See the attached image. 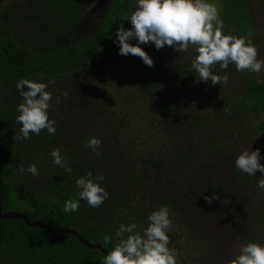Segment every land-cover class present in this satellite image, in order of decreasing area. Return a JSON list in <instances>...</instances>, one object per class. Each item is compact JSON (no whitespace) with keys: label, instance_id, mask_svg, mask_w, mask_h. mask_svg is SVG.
I'll return each mask as SVG.
<instances>
[{"label":"trees","instance_id":"trees-1","mask_svg":"<svg viewBox=\"0 0 264 264\" xmlns=\"http://www.w3.org/2000/svg\"><path fill=\"white\" fill-rule=\"evenodd\" d=\"M80 1L1 0L2 210L22 212L32 221L52 226L58 233L69 227L88 241L104 247V236L112 235V242L105 247L111 250L117 242L115 232L121 223L134 222L137 230H141L147 226L150 212L163 205L176 214L174 225L185 223L186 218L179 213L184 210L187 214L191 205L167 198L168 175L161 159H157V146L148 150L150 155L143 159L139 158V153L131 155L126 152V148L138 145L135 143L137 138L130 139L124 134L135 115L128 110L134 92L129 91L116 99L112 86L104 85L110 96L101 104L96 97L99 93L94 91L97 88H90L93 92L87 96L86 105L78 106L76 110L81 117L77 128L84 127L83 133L77 135L75 131H70L72 127L61 118L62 114L52 110L56 93L61 95L53 88V83L48 90L53 93L50 118L57 121L56 133L49 135L43 130L40 135L31 134L27 140L14 138L20 136L21 125L16 121V107L22 100L16 82L21 78L43 82L67 80L71 87H75L77 77L87 67L93 66L96 61L105 62L108 52L117 53L115 46L118 44L114 43L116 30L121 24L129 28L130 21L123 17L130 15L136 6V0H113L98 28L95 22L91 23L92 35L87 36L78 32L84 21V14L79 9ZM212 2L218 8L221 6L219 0ZM222 9L227 13V20L235 25H230L224 32L239 36L251 34L253 38L248 0H225ZM191 74L187 65L175 70L170 68L163 74H156L157 84L172 88L179 98L190 93ZM175 79L176 85L172 87ZM244 80L247 88L242 93L241 107L230 104V113L243 114L251 108L264 117V80L258 82L253 72L245 75ZM168 108L174 113L173 106ZM175 116L181 118L178 113ZM174 124L178 123L172 122ZM258 129L264 131V123L260 122ZM93 136L102 140L98 153L87 147V141ZM56 148L61 149L67 158L73 170L71 174L53 163L50 153ZM33 163L37 165L38 175L19 171V166L27 168ZM89 172L93 179L103 175L102 186L109 192V197L98 208L89 207L86 201H81L78 211L65 213L64 202L76 198L78 193L75 179ZM204 178L211 190L219 188L217 179L205 175ZM159 194L164 197L159 199ZM145 196H149L146 202ZM104 256L99 250L89 249L72 234L57 240L46 229L31 228L22 220L10 218L0 221V264H103Z\"/></svg>","mask_w":264,"mask_h":264},{"label":"rangeland","instance_id":"rangeland-1","mask_svg":"<svg viewBox=\"0 0 264 264\" xmlns=\"http://www.w3.org/2000/svg\"><path fill=\"white\" fill-rule=\"evenodd\" d=\"M248 2L252 12L254 11L255 13L253 28L258 30L264 37V4L261 0H248ZM89 3H91V0H84L81 8L88 10L90 8ZM2 8L3 3L0 0V9ZM101 11V9L97 10V12ZM87 12H90L95 17V20L89 16L80 24L79 29L83 34L90 32L91 23L97 19L95 10ZM165 47L157 49L152 54L148 52V49L145 50L154 62L152 67H148L138 56H130L131 54L127 56L120 55L118 45L115 46L117 53L114 52L113 55L107 56L105 62H97L93 66L87 67L83 74L77 77L78 83H76L75 87H71L67 80L54 82L53 88L57 89L61 95L56 93V97H60V102L56 103L55 98L52 110L62 114L61 118L72 127L70 131H75L77 135H81L84 127L82 129L77 128L81 122V117L76 114V110L78 106L86 105L87 96L93 92L90 88H97L94 91L99 93L96 97L101 100V104L106 102V99L110 96L104 85L112 86V93L116 99H119L122 95H127L129 91L134 92L133 102L129 103L128 110L133 111L135 115L131 118V125L127 128L128 130L125 129V132L128 138H137L135 143L138 145H132L130 148L133 150L143 146V149L151 151L153 147H158V159H161V163L168 175L166 193L175 194V199L186 205L195 202L196 200L192 197L190 190L198 188L185 181H178L183 177L186 181L190 180L194 171L199 170L198 168L200 167L205 169L203 172L206 173V176H211L219 181V188L211 197L221 202L223 201L229 207V210L231 208L232 215L226 213L220 218L218 217L220 208L212 211L206 207L203 208L202 212L204 215L210 218V222L207 223L210 234H207L204 229L200 232L196 231V238L192 242V244L195 243V246H184L185 252H189V257H192L193 254L202 256L204 251H206L205 248L212 247L213 238L215 239L218 236L217 233L222 231L224 226L231 233L236 234L240 229V225L245 223L251 211L250 207L256 203L257 199H264V190L257 187L258 181L264 179V176H262L264 174L257 170L254 176H251L252 180L249 181V184H246V187H240L238 178L234 174V169L236 168L234 161L244 150L259 149L261 153L260 162L264 164V131L258 130V121L248 113L246 115L248 119L245 117L246 121H236V123L226 121L227 124L224 125L221 120L214 128L213 121H211L202 129L194 130L193 136L191 134L186 136L182 121L187 125V121L189 117H193L192 113L195 109L199 110L204 107V104H202L203 100L199 95L192 101L190 100L192 96L186 97L185 95L178 98L172 92V88L156 85L155 77L157 73L163 74L167 72L166 70L170 66L176 67L182 64L185 56L189 60L192 57L190 56L191 53L193 54L191 60H193L194 52L189 50V54L186 55L184 54L185 52L176 51L174 46H168L167 49ZM191 48L190 46L189 49ZM162 50L163 52L168 50V53L161 55L159 51ZM260 59L264 60V57L260 56ZM262 69L264 70V67ZM245 74L246 72L239 73L237 76L227 74L229 80L226 84L225 92L235 96V91L245 85ZM258 76L262 77L263 74L260 73ZM146 83L154 86L152 87L154 90L149 91L144 88ZM196 85H199L198 81H196ZM65 91L68 93L67 97L63 96ZM168 106H173L172 111L174 110V113L171 112ZM177 113L181 118L175 116ZM172 122H177L178 124L172 128ZM177 126L181 129L174 131ZM140 135H142L141 141ZM211 137H215L214 144L210 142ZM191 166L194 168L193 172ZM189 172H192V174L188 176ZM206 191L213 192V190L208 188H206ZM231 216L233 217L229 219ZM214 221L216 223L211 225V222ZM185 230L181 240H190L188 237L194 233H191L189 225L186 226ZM204 241L206 242L201 243ZM230 241L231 239L229 243ZM201 244L205 245L201 246Z\"/></svg>","mask_w":264,"mask_h":264},{"label":"clouds","instance_id":"clouds-1","mask_svg":"<svg viewBox=\"0 0 264 264\" xmlns=\"http://www.w3.org/2000/svg\"><path fill=\"white\" fill-rule=\"evenodd\" d=\"M123 19L130 21L131 27L121 24L116 30L114 43L118 44L120 55H133L141 58L143 63L152 67V57L141 47L152 43L156 49L174 46L175 50L184 53L192 47L196 53L191 62L192 70L199 80L213 85L227 84L229 76L219 75L214 68L227 69L235 65L238 72L249 71L260 73L264 60L258 58V49L251 34L239 36L223 31L220 10L212 0H136L134 11ZM135 40L136 43H132ZM54 81L47 82L21 78L16 82V89L22 97L16 107V121L21 125L18 139H30L31 134L40 135L46 130L49 135L57 131V121L50 118L53 93L48 89ZM65 91L63 96L67 97ZM60 97H56V103ZM102 143L99 137H90L87 147L98 153ZM53 163L64 168L68 174L72 168L61 149L50 153ZM259 149L244 150L234 161L235 167L243 174L254 176L259 170L264 174ZM21 173L38 175L35 163L27 168L19 166ZM264 176V175H262ZM103 175L92 178L89 172L75 179L78 189L76 198L64 202L63 211L73 213L79 210L80 202L86 201L92 208H98L109 197V192L102 186ZM257 187L264 190V179L258 181ZM214 197H205L211 203ZM167 205L154 209L147 216V226L137 230L136 223H121L115 232L116 243L103 258V264H178L179 253L170 247V234L173 231V217ZM113 240L112 235L103 238L107 247ZM230 264H264V243L248 241L239 244Z\"/></svg>","mask_w":264,"mask_h":264},{"label":"flooded vegetation","instance_id":"flooded-vegetation-1","mask_svg":"<svg viewBox=\"0 0 264 264\" xmlns=\"http://www.w3.org/2000/svg\"><path fill=\"white\" fill-rule=\"evenodd\" d=\"M221 2V6L219 7L220 10V17L223 21V31L227 28H229L230 25L235 26L234 24H231L228 20H227V13H225V9H222V5L225 2V0H219ZM262 3L264 4V0H261ZM84 0H81L79 2V9L81 10V13L84 14V20L91 16L94 20L95 17L90 13L87 12L89 10H95L97 13V19L95 22L96 27L102 22L103 18L108 14V10L110 8V6L113 4V0H91L90 4V8H88V10L81 8V5L83 4ZM98 5V6H97ZM133 7V4H132ZM250 7V5H249ZM98 9H101V12H97ZM251 10V28H252V34L255 36H253L252 40L255 44V46L258 49V58L260 59V56L263 58L264 57V37L259 33L258 30H255L253 28V19L255 16L254 11L252 12V9L250 7ZM134 11V10H133ZM105 12V13H104ZM102 13H104L103 15H101ZM132 13V12H131ZM232 21V20H230ZM129 28L131 27V23L128 26ZM98 28V27H97ZM78 32L80 34H83L80 32V29L78 30ZM92 32L90 31L87 36H91ZM132 43H136L135 40L132 41ZM142 48H144V50L148 49L149 53L152 54L154 53V51H156L157 49L155 48L154 44H152L151 42L148 44H143L141 45ZM146 47V48H145ZM169 47H173V46H169ZM168 46L165 47V49H167ZM161 49V48H160ZM192 52V48L189 49ZM188 50V51H189ZM185 52L184 54H189V52ZM160 54L162 55L163 53H168V50H165L163 52L159 51ZM194 52V51H193ZM261 52H263V54L261 55ZM158 53V52H157ZM114 52H108L106 53V57L109 55H113ZM196 53L194 52V58H195ZM133 56V55H130ZM190 56H192L189 60L187 58V56H185V60L182 64H180L179 66H170V68H172V70L175 69H180V67L187 65L188 66V71L191 72L192 74L190 75V80H189V87H190V93H187L186 97L188 96H192V98H190V100L192 101L193 99H195L198 95L200 96V98L203 100L202 104H204V107L202 109H195V113L193 112V117H189V120L187 121V125L185 123H183V119L182 124H184L185 126V131L184 134L187 136L188 134L190 135H194V130H198V129H202L206 124L211 123L213 124V128L215 125H217L221 120H222V124H227L228 121L230 122H234L236 123V121L238 122H242V121H246L245 117L246 115L251 114V116L253 118H255L258 121V125L259 123H264V117L262 115H258L256 113H254L252 111V109H248L246 110L243 114L239 113V114H233L230 113V104L234 103V104H239V107H241V100H242V93L246 90V84L243 86V88L241 89H237L235 91V96H233V94H227L225 92L226 89V84H220V85H213L211 83V81L208 82H204L199 80V76L197 73H195L192 70L191 67V62H192V58H193V54L191 53ZM98 61H96L97 63ZM132 63V62H131ZM130 64V62H129ZM131 65V64H130ZM129 65V66H130ZM126 66V64H125ZM169 68V69H170ZM187 68V67H185ZM169 69L167 68L166 71H169ZM214 71L219 74V75H224V73L226 72L227 74H231L232 76H237L239 75V73H243L246 72L245 75H247L249 73V71H243V72H238L235 69V65L234 64H230L228 66L227 69H222L220 68L219 64H217L214 68ZM184 73V72H183ZM260 73L263 74L262 77L258 76L260 75ZM260 73H255L256 77H257V81L260 82L262 80H264V70L261 69ZM177 79V78H176ZM174 80V85L172 87H174L176 85L177 80ZM196 81H198V86L196 85ZM157 76L155 77V84H157ZM230 84V82H229ZM152 85H150V83H146L145 87L147 90L151 91L154 90L152 89ZM197 88V89H195ZM248 119V117H246ZM227 121V122H226ZM147 122V121H146ZM175 126L172 125V128ZM212 128V130H213ZM258 128V126H257ZM181 128L177 126V128L174 131H179ZM259 130V129H258ZM84 130H82L83 133ZM183 131V130H182ZM262 131V130H260ZM125 136H127V133L124 131ZM79 136H77L78 138ZM142 135H140V141ZM215 137H211L210 142L212 144L215 143L214 140ZM192 139V138H191ZM143 146H140L136 149H131L130 147L126 148V152L132 154H137L139 153V158L143 159L144 157H148L150 155V153L148 152V149H143ZM158 159V158H157ZM192 167V166H191ZM199 170H195L192 167V172L193 176L191 177L189 183L192 184L193 187H197L193 188L190 190V192L192 193V197L196 200L195 202L191 203V208L189 209V211L187 212V214L185 213V211H181L179 214L181 217H185L186 218V222L185 223H181L178 222L176 225H174V218H173V231L171 232V234H173L170 237V245L171 247L176 248V250L179 253V259H178V264H230L233 256L235 253L238 252L239 250V244L240 243H246L248 241H255V242H259V243H264V199H260V200H256V203L254 205H252L250 207L251 211L249 212L248 217L246 218V221L244 224L240 225V229L238 230V232L235 233H231L230 230H227V227L224 226L223 230L217 233V237H215V239L213 238L214 242L212 247H208L205 248L206 251H204V253L202 254V256H200V254H193L192 257H189V252H185V248L184 246H195V243L192 244L193 240L196 238L197 232L196 231H201L202 229H204L206 231L207 234L209 233L208 227H207V223L210 222V218H208L206 215H204V213L202 212L203 208L206 207L209 210H214L216 208H220V211L218 213V217L220 218L223 214H228V215H232L231 212V208L229 210V207L225 205V203L216 198H214L211 203L208 202V200L205 199V197H211L214 195V192L216 190H213V192H205L206 188L210 189V187H207L208 184H206L205 182V178L204 175L206 176V173L203 172L205 169H201L200 167L198 168ZM192 172L188 173V176L192 174ZM234 174L235 176L238 178V183L240 185V187H246V184H249L250 180H252L251 176L247 175V174H243L241 173L239 170H237L236 168L234 169ZM184 178V177H183ZM181 178L178 182H182V181H186V179ZM251 178V179H250ZM249 179V180H247ZM188 183V182H187ZM206 187V188H205ZM177 188V187H176ZM146 191V190H145ZM159 191V190H158ZM160 192V191H159ZM147 195V194H146ZM167 198H170L172 200H175V194L170 195V194H166ZM159 199H161V197H164L163 194H159ZM145 202L147 200H149V196H145ZM159 203L157 202V205ZM159 207H155V209H157ZM189 215V216H188ZM233 216H231L229 219H231ZM216 221L211 222L212 224H215ZM189 225V227L191 228V234L193 237H188L190 240L188 239H184L181 240L182 236H183V232L186 231L185 228L186 226ZM173 232H176V234H174ZM185 233V232H184ZM171 238L174 240L171 242ZM192 238V239H191ZM231 239L230 243L229 240ZM184 241V242H183ZM208 241V240H207ZM201 242V243H205ZM205 245V244H201ZM204 248V247H202Z\"/></svg>","mask_w":264,"mask_h":264},{"label":"water","instance_id":"water-1","mask_svg":"<svg viewBox=\"0 0 264 264\" xmlns=\"http://www.w3.org/2000/svg\"><path fill=\"white\" fill-rule=\"evenodd\" d=\"M10 218H15L18 220H22L25 222V224L31 228H43L46 229L49 233L53 235V237L57 240H62L67 234H72L78 238V240L85 244L89 249H95L101 251L103 254H107L108 249H106L104 246H102L99 243H92L88 241L87 239L83 238L78 232L74 231L73 229L67 227L63 229L61 232H57L55 229L52 228V226L44 223V222H37V221H32V219L18 211H8L4 212L2 210V179H1V163H0V221L3 219H10Z\"/></svg>","mask_w":264,"mask_h":264}]
</instances>
